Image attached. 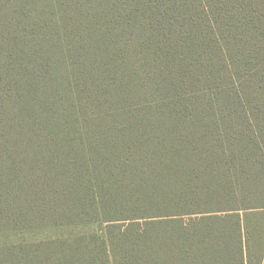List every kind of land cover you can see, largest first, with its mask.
Returning <instances> with one entry per match:
<instances>
[{"label": "trees", "instance_id": "16d2710c", "mask_svg": "<svg viewBox=\"0 0 264 264\" xmlns=\"http://www.w3.org/2000/svg\"><path fill=\"white\" fill-rule=\"evenodd\" d=\"M0 239L264 264V0H0Z\"/></svg>", "mask_w": 264, "mask_h": 264}, {"label": "rangeland", "instance_id": "374dc122", "mask_svg": "<svg viewBox=\"0 0 264 264\" xmlns=\"http://www.w3.org/2000/svg\"><path fill=\"white\" fill-rule=\"evenodd\" d=\"M3 243V240L2 239H0V250L2 249V244ZM2 257V256H1ZM1 259V258H0ZM1 264H3V263H1Z\"/></svg>", "mask_w": 264, "mask_h": 264}]
</instances>
